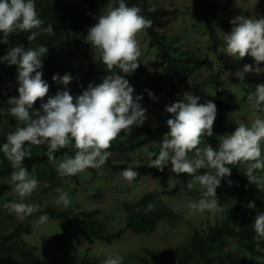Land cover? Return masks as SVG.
<instances>
[{
  "label": "clouds",
  "instance_id": "clouds-1",
  "mask_svg": "<svg viewBox=\"0 0 264 264\" xmlns=\"http://www.w3.org/2000/svg\"><path fill=\"white\" fill-rule=\"evenodd\" d=\"M117 2V7H110L99 16L97 23L89 28L86 38L84 37L87 42L78 47L87 55L90 49H98L100 61L111 74L103 77L99 84L89 83L87 89L75 98L67 90V85L73 79L69 73L52 76V80L64 85L65 90H58L54 96H48L49 84L43 79L42 72V57L48 53L46 45L41 44L36 49H25V46L17 45L0 57V63L16 65L18 73V92L2 82L0 85V91L10 89L7 111L19 121L15 130L7 133L6 142L0 145V152L11 163L13 171L9 183L14 186L21 201L8 203L5 207L20 220L39 210V205L23 202L38 187V180L23 166L25 158L32 156L31 148H26V144L46 145L48 159L55 160L54 153L68 148L74 141L72 147L76 150L75 154L64 155L65 158L57 166V172L61 177L75 176L89 168H101L111 155L109 149L112 142L122 132L131 131L134 126H143L148 119L147 109L140 103L142 96L134 97V88L129 81L124 75L116 74L113 69L119 68L121 73L130 75L139 67L141 49L136 37L141 31L150 28L152 21L141 14L140 7L128 6L125 0ZM88 9L90 14L86 10L85 12L91 17L93 13L90 7ZM149 11H155V8ZM230 23L233 25L231 31L223 35L226 53L239 59L251 55L255 61V66L244 64L234 75L239 81H244L246 73L264 74V67H261L264 63V17L239 15ZM17 30L30 33L27 37L29 42L44 33L51 35L55 31L52 24L44 26L35 0H0V33H3L0 43H8L9 34L16 33ZM76 53L75 50L74 58L70 60L74 62L72 67L75 71L80 68L77 61L81 60ZM88 56V59L83 60L88 61L84 71L91 62L99 65L94 60L97 55ZM62 60L65 61L63 57ZM140 61L145 64L141 59ZM213 84L218 91L222 90L220 80L218 83L214 80ZM149 98L156 100L151 91ZM200 99L199 95L184 92L182 99L165 105V112L171 114V118L166 121L169 132L160 143L159 153H148L149 167L163 172L170 164L171 172L193 176L202 186V198L197 202H189L187 207L193 213L207 211L216 215L226 211L218 203L216 189L222 178L231 175L229 165L246 166L244 174L249 182L255 184L257 189L264 190V176L254 174L257 170L264 171V153L261 147L264 142V118L258 117L250 125L238 124L231 134L221 138L218 148L211 144L201 147L202 138L213 134L217 107L214 103L216 98H204L203 103H198ZM247 99L254 102L256 111H261V106L264 105V83L255 85L254 92L249 93ZM38 100L40 107L32 111ZM189 153L194 155L189 158ZM200 169L207 171L197 175ZM120 175L132 182L139 173L132 168H125ZM228 183L231 185L232 181L229 180ZM192 186L191 182L187 184L189 189ZM57 192L60 195L56 203L67 207L70 203L68 192L61 189H57ZM250 207H254V204ZM152 210L154 205L150 203L145 211ZM236 215L241 218L244 214L239 211ZM46 219V216L40 217L41 222ZM253 227L258 243L264 239V212L256 214ZM101 264H123V258L119 255L108 256Z\"/></svg>",
  "mask_w": 264,
  "mask_h": 264
},
{
  "label": "rangeland",
  "instance_id": "rangeland-1",
  "mask_svg": "<svg viewBox=\"0 0 264 264\" xmlns=\"http://www.w3.org/2000/svg\"><path fill=\"white\" fill-rule=\"evenodd\" d=\"M63 1L67 4L81 6L86 12H89V7L86 6L83 0ZM149 2L157 8L166 9L173 18L164 33L170 35L169 38L174 41L175 45L179 46L180 50L199 51L202 55L212 60V68L204 66L200 73L196 72L194 75V82L201 83L204 81L205 100L219 97L223 100V103L234 105L233 109H228L230 107H227L225 108L226 110H222L221 115L238 123L250 125L251 121L256 118H264V105L261 106V111H256L253 107L254 102H250L247 99L249 93L254 92L255 85L264 83V74L246 73L245 80L239 81L234 73L238 69H242L244 64L255 66V61L251 55H246L243 59H239L226 53L223 35L228 33V31L221 25V22L226 23L232 29L233 25L230 21L239 15H244L245 17L255 16L256 18L264 17V0H215L214 2L221 6L220 9L216 10V16L211 13L208 16L201 13L197 5L198 0H149ZM35 4L36 8L40 7L38 6L40 5L39 2ZM110 7H112L111 2L101 12L92 14L91 26H94L99 16ZM208 24H211L210 27H208ZM211 27L216 30L214 36L210 35ZM88 30L84 32L85 36H87ZM136 39L141 49L139 60L141 59L151 72H158L157 75L163 76L158 49L150 45L146 29L138 33ZM28 47L36 49L33 45H26V49ZM88 55H97L94 60L102 67L105 77L108 72L106 66L99 59V50L90 49ZM62 57L67 61H63L68 67L66 68L70 69L72 63H74L70 61L74 58V53L71 50H66L63 52ZM87 62L80 63L87 65ZM261 67H264V63L261 64ZM72 71L76 72L74 68ZM113 71L118 74V70L113 69ZM124 77L134 88L133 94H135L137 85L141 86L143 79L136 71L130 75L124 74ZM3 78L1 81L3 84L16 89L19 88L18 81H13V75ZM217 78L222 83L221 91H218L213 84L214 79ZM163 80L164 84L160 85V88L156 87L153 92L155 97H157L155 101L160 100L158 104H165L162 101L163 99H159L158 96L169 93L168 87L165 85L167 79L163 78ZM88 85H86V88ZM181 87L184 88V86ZM50 93L49 91L48 95ZM175 94L172 102L180 99L183 92L178 89L175 90ZM145 99H147L145 106L148 108L146 115L149 116V112L153 113L157 105L150 103L148 96ZM8 107L9 105L4 108L8 109ZM4 108L2 109L3 112L5 111ZM145 122L152 126L148 119ZM11 123L16 127L19 124L17 122L14 124V121ZM229 134L231 133L213 132L212 136L205 135L202 138L201 147L210 144L209 139L212 137H217L221 140L223 136ZM161 142V139L154 140L153 143L130 152L114 151L109 156L111 160L101 168H89L75 177H61L58 174L56 168L65 158L64 155L57 156L55 160H50V164L39 166L28 165L23 162V166L29 170V174L38 180L37 189L23 202L39 205L38 211L23 220L18 219L14 213L5 207L8 203L21 201L19 195L14 191V186L9 183L10 174L8 177H4L5 174L3 173L2 177L4 178L2 180L5 189L0 193V235H7L13 232L16 227L26 226L30 223L31 230L23 234V239L29 246H36V255L45 264H60V262L65 264L64 258L69 256L80 259L88 256V258L95 260V264H101L108 256L114 255L121 256L123 262L127 264H145L143 257L147 258L150 264H176L177 260L171 256L172 251L176 248L187 246L195 230L215 223L218 214L212 215L207 211L204 213H193L187 207L189 202H197L202 198V186L193 176H189L187 180H184L181 177H177L174 173H170L166 185H163L157 178L149 174L145 175L143 172H138L139 176L132 182H128L120 175L122 169L117 168L118 164H125L129 167L139 164L149 165L148 153L152 152L150 151L151 148L160 151ZM212 146L218 148L219 144ZM261 147L262 153H264V142H262ZM188 155L191 158L194 153H189ZM254 174L264 176V171L257 170ZM197 175H202V173L197 172ZM189 182L193 185L191 189L187 187ZM57 189L68 192L70 203L67 207L56 203L60 195ZM148 191L161 193L165 205L173 210L176 209L174 210L176 217L160 220L157 227L152 231L137 232L127 225V212L124 204L125 202L135 201ZM216 194L218 203L225 210H230L233 207L235 199L219 193ZM249 200L250 204L255 205V201L252 198ZM52 209L67 211L70 215H74L79 211L98 210L94 215L95 219L107 224L114 232H118L120 229H124V231L121 236L113 238L110 242L95 239L94 243L90 244L86 236L73 227L65 228L63 219L54 215ZM256 212L257 208H255ZM41 216H46L47 219L41 222ZM15 242L12 239L8 241V244H14ZM240 255L242 256L241 253ZM59 259L60 262L58 261ZM261 260L262 257L256 259L255 264H262ZM214 264H219V261L215 260Z\"/></svg>",
  "mask_w": 264,
  "mask_h": 264
},
{
  "label": "trees",
  "instance_id": "trees-1",
  "mask_svg": "<svg viewBox=\"0 0 264 264\" xmlns=\"http://www.w3.org/2000/svg\"><path fill=\"white\" fill-rule=\"evenodd\" d=\"M86 5H89L91 13H98L108 2H112V7H117V0H83ZM215 0H198V7L201 13L207 16L213 14L216 16V10L220 9ZM40 3V7L36 8L39 17L44 21V26L52 24L55 31L54 34L44 33L38 36L35 40L29 42L27 37L30 35L28 32H19L9 34L8 43H0V57L7 54L11 48L21 45H33L38 48L41 44L48 47V53L42 57L43 61V77L49 84L48 96H54L56 92L65 90V86L58 84L52 80L54 74L59 73L61 76L65 73H69L73 79L67 85V90L75 98L85 91L86 85L89 83L99 84L102 82L104 73L100 65L91 62L86 71H84L85 63L83 60L89 58L85 51L81 50V45H84L87 41L84 39L86 36L84 32L92 25L91 17L85 12L81 6H74V4H67L63 0H37ZM35 2V3H37ZM128 6H138L141 8V14L147 19L152 21V26L147 28L150 45L158 49L159 62L162 67L161 73L163 76L157 75L147 68V65L142 64L139 60V67L135 70L143 79L141 86L137 85L135 94L133 96H142L140 101L141 105L145 106L147 96L149 97V91L154 92L155 88H160V85L164 84L163 78L166 80V87L168 92L163 95H159L158 98H162L163 103L158 104V101L148 99L150 103H153L156 108L153 113L149 112L148 120L152 123L149 126L147 122H144L143 126L133 127L131 131L122 132L116 140L112 142V146L109 149L110 153L117 152H130L147 144L153 143L154 140L164 138V135L169 132L167 126V119L171 118V114L165 112V105L173 101L175 90H180L183 93L189 92L201 97L198 103H202L205 98L204 83H194L193 75L196 71L202 70L204 66L212 68V60L202 55L199 51L189 50L180 51L179 46L174 44V41L169 38L170 35L164 33V30L171 24L173 18L169 15L166 9L157 8L149 0H125ZM155 8V11H149L151 8ZM217 20H219L217 18ZM216 20V21H217ZM211 24H208L210 27ZM221 25L230 32L231 29L226 23ZM35 31V30H34ZM215 31L210 28V35L214 36ZM3 37V33H0V38ZM71 50L81 60L77 61L80 66L76 72L72 71L73 67L66 70V64L62 60V52ZM93 60V59H92ZM163 65V66H162ZM74 66V63H72ZM68 68V67H67ZM118 74L121 73L119 68ZM13 75L14 81H17V66H9L6 62L0 63V85L3 77ZM108 75V73L106 74ZM128 75V74H125ZM218 83V78L214 79ZM139 86V87H138ZM181 86H184L181 87ZM1 87V86H0ZM8 87V86H7ZM15 92L18 89L14 88ZM10 90V89H9ZM9 90L0 91V145L6 142L7 133L14 131L16 126L11 122L19 123L14 117H12L6 107L8 105L7 100L10 96ZM155 96V94H154ZM47 96L45 99L47 100ZM157 99V97H156ZM182 99V97H181ZM219 100V101H218ZM217 107V116L213 126V132H227L231 133L235 127L238 126V122L221 115L222 110L233 109L235 106L231 104L223 103V100L219 97L214 101ZM40 107V102H36L35 108ZM5 109L3 112L2 109ZM148 111V110H147ZM211 145L219 144L220 140L217 137L209 139ZM74 144V141L72 145ZM70 145L68 148L57 150L55 157L61 155H74L75 149ZM26 148H31V158L26 157L25 164L28 165H43L50 164L46 155V145H25ZM152 152L159 153L158 149L151 148ZM111 159L108 158L107 162ZM106 162V163H107ZM170 164L165 167L161 172L155 167H149L148 164H139L135 166H126L125 164H118L117 168L125 169L132 168L137 172H143V174L151 175L157 178L160 183L166 185L167 179L170 173ZM231 175L221 179L220 186L217 187L216 193L225 195L229 198H234L236 203L230 210H226L224 213H218V218L213 224H209L202 229H196L189 244L184 247L176 248L171 253V256L177 260L176 264H214L215 260L219 261V264H255L256 259L262 257L261 263L264 264V239L258 243L255 240L254 231V217L258 212H264V190L257 189L255 184L249 182L245 173V167L240 165L231 166ZM54 169V168H53ZM13 168L10 161L4 156L3 152H0V193L3 192L4 184L3 178L8 177L11 174ZM57 170V168H56ZM207 169H200L198 172L204 173ZM5 174L2 177V174ZM177 175L176 173H174ZM76 176V175H75ZM71 176V177H75ZM177 177H181L184 180L189 178L187 174H179ZM232 181L229 185L228 181ZM250 198L255 201L254 207H250ZM152 203L154 210L146 212L147 206ZM127 212V225L132 227L137 232H149L154 230L158 222L165 218H175L176 212L170 207L165 205V202L161 196V193L156 191L145 192L142 196L137 198L133 202H125L124 204ZM255 208L257 212L255 213ZM242 211L244 214L241 218H237L236 213ZM98 210L94 211H79L74 215H70L67 211H59L52 209V213L57 217L63 219V226L73 227L86 236L90 244H93L95 239H102L110 242L113 238L121 236L124 229H120L118 232L111 230L107 224L94 218V215ZM31 230L30 223L26 226H18L7 235H0V264H45L36 255V246H29L23 239V234ZM14 239V244H8V241ZM235 243V245H233ZM239 252V254H237ZM242 254V256L240 255ZM65 264H95V260L86 257H65ZM145 264H150L147 258L143 257ZM60 262V259L58 260ZM60 264H62L60 262ZM123 264H127L123 262Z\"/></svg>",
  "mask_w": 264,
  "mask_h": 264
},
{
  "label": "bare ground",
  "instance_id": "bare-ground-1",
  "mask_svg": "<svg viewBox=\"0 0 264 264\" xmlns=\"http://www.w3.org/2000/svg\"><path fill=\"white\" fill-rule=\"evenodd\" d=\"M219 101V100H218Z\"/></svg>",
  "mask_w": 264,
  "mask_h": 264
}]
</instances>
